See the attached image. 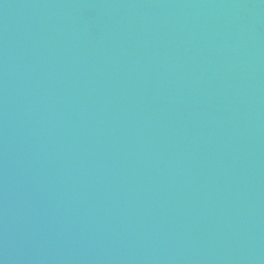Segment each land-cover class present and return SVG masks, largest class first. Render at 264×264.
I'll list each match as a JSON object with an SVG mask.
<instances>
[{"label":"water","instance_id":"water-1","mask_svg":"<svg viewBox=\"0 0 264 264\" xmlns=\"http://www.w3.org/2000/svg\"><path fill=\"white\" fill-rule=\"evenodd\" d=\"M0 264H264V0H0Z\"/></svg>","mask_w":264,"mask_h":264}]
</instances>
